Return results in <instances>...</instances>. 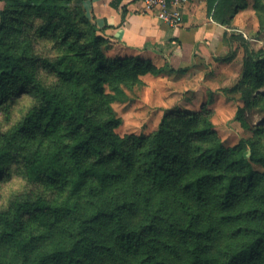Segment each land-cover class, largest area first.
Wrapping results in <instances>:
<instances>
[{
    "label": "trees",
    "instance_id": "16d2710c",
    "mask_svg": "<svg viewBox=\"0 0 264 264\" xmlns=\"http://www.w3.org/2000/svg\"><path fill=\"white\" fill-rule=\"evenodd\" d=\"M0 1V110L30 98L0 134V184L21 179L0 195V264H264L261 125L227 145L211 110H177L146 138L120 136L110 102L120 82L157 73L151 63L107 58L86 0ZM244 1L207 0V12L230 25ZM253 7L263 12L259 0ZM54 27L59 55L50 57L38 42ZM229 39L244 58L224 91L246 107L264 87V46Z\"/></svg>",
    "mask_w": 264,
    "mask_h": 264
},
{
    "label": "rangeland",
    "instance_id": "374dc122",
    "mask_svg": "<svg viewBox=\"0 0 264 264\" xmlns=\"http://www.w3.org/2000/svg\"><path fill=\"white\" fill-rule=\"evenodd\" d=\"M60 3L64 4V0H60ZM5 4L4 1H0L1 8ZM16 7H19V4L16 3L14 8ZM255 15L259 22L258 28L252 34L246 33V40L253 50L264 46V33H261L264 31V13L257 15L255 11ZM49 31L45 39L38 42V49L41 53L54 57L59 55V33L55 27ZM229 32H233L231 34L234 35L240 33L235 29ZM52 36L55 41L51 40ZM104 38L106 41L102 47L107 58L113 60L131 57L150 62L157 70V73L140 74L135 80L126 77L127 83L125 81L119 83L123 92L119 98L110 102L111 109L119 118V124L114 128L118 135L133 134L146 138L157 128L165 113L177 110L192 113L203 108L211 110L210 120L213 129L227 145H233L240 137H252L254 135L252 125H261L264 129V87L252 92V95L258 96L256 103L246 107L243 99L240 98V92L226 93L224 91L236 83L242 72L244 49L237 40H230L229 48L221 57L208 61L196 58L190 65L174 66L169 60L160 56L152 57L146 54H125L114 51V43L107 37L104 36ZM77 47V44H73V47L68 46V53L73 54ZM180 68L185 70L178 71ZM262 69L264 70V66ZM104 87L109 94L117 95L110 85ZM29 103L30 98L23 95L17 98L8 110H0L1 135L20 118ZM240 109L239 113L243 122L237 116V111ZM254 166L261 169L259 165ZM20 180L14 175L11 180L1 183V197L4 195L6 197L10 191L19 188Z\"/></svg>",
    "mask_w": 264,
    "mask_h": 264
},
{
    "label": "crops",
    "instance_id": "0c3cea01",
    "mask_svg": "<svg viewBox=\"0 0 264 264\" xmlns=\"http://www.w3.org/2000/svg\"><path fill=\"white\" fill-rule=\"evenodd\" d=\"M259 1L264 6V0ZM252 3L245 0L228 25L208 14L207 0H189L176 27L163 23L154 11H146L142 0H86L83 7L103 36L114 43V51L160 56L183 66L196 58L208 61L223 56L231 44V29L245 38L246 33L256 32L259 22Z\"/></svg>",
    "mask_w": 264,
    "mask_h": 264
},
{
    "label": "built area",
    "instance_id": "2783aa9c",
    "mask_svg": "<svg viewBox=\"0 0 264 264\" xmlns=\"http://www.w3.org/2000/svg\"><path fill=\"white\" fill-rule=\"evenodd\" d=\"M189 0H142L146 11H154L166 25L176 27L183 21V9Z\"/></svg>",
    "mask_w": 264,
    "mask_h": 264
}]
</instances>
